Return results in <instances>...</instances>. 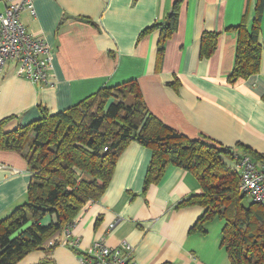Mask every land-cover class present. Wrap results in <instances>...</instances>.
<instances>
[{"label":"crops","instance_id":"crops-1","mask_svg":"<svg viewBox=\"0 0 264 264\" xmlns=\"http://www.w3.org/2000/svg\"><path fill=\"white\" fill-rule=\"evenodd\" d=\"M32 1L35 17L28 12L20 17L28 34L42 37L52 48L49 78L54 84L17 78L7 66L0 82V120L15 116L25 125L38 119L41 109L57 114L105 87L134 81L147 109L181 135L209 137L230 149L243 147L264 156V0ZM177 1V27L157 65L160 29L140 34L163 23ZM258 3L259 71L228 83L237 46V33L228 28L238 26L244 16L249 27ZM4 6L0 0V12ZM203 32L219 33L216 50L207 58L200 57ZM150 156L136 142L124 149L108 189L69 226L74 249H37L15 264H75L99 241L108 248L128 243L131 258L140 264H229L221 246L223 222L214 219L205 224L204 233H190L203 209L174 207L201 193L198 181L171 165L145 188ZM30 177L22 155L0 151V221L27 201ZM64 239L62 232L56 240Z\"/></svg>","mask_w":264,"mask_h":264},{"label":"trees","instance_id":"trees-1","mask_svg":"<svg viewBox=\"0 0 264 264\" xmlns=\"http://www.w3.org/2000/svg\"><path fill=\"white\" fill-rule=\"evenodd\" d=\"M178 3L163 23L141 31L140 37L160 29L157 65L162 63L166 40L176 30ZM256 7L249 27L244 16L238 26L228 28L237 33L228 83L259 71L261 3ZM218 37L219 33L203 32L201 58L215 52ZM39 116L25 125L15 116L0 120V151L22 155L31 175L27 201L0 221V264H15L37 249L59 246L57 237L108 189L118 158L133 142L151 152L145 188L171 165L190 172L200 184L201 193L174 205L175 209H203L190 233H204L205 224L222 221L221 246L229 264H264V206L251 200L245 203L239 175L225 163L233 161L238 150L257 160L264 156L243 147L230 149L209 137L190 140L181 135L147 109L134 81L105 87L57 114L41 109ZM13 121L18 124L9 127Z\"/></svg>","mask_w":264,"mask_h":264},{"label":"built area","instance_id":"built-area-1","mask_svg":"<svg viewBox=\"0 0 264 264\" xmlns=\"http://www.w3.org/2000/svg\"><path fill=\"white\" fill-rule=\"evenodd\" d=\"M3 1L5 6L0 12V82L8 66L13 67L17 78L39 86H53L49 78L53 50L42 37L28 34L20 17L22 12L35 17L33 1ZM233 158L228 167L238 173L241 191L255 204L264 206V162L255 161L249 154H235ZM63 236L65 239L58 241L59 245L74 249L76 241L71 239L70 227L64 229ZM53 243L51 241L49 245ZM132 251L126 242L108 248L99 241L79 256L75 264H140L131 258Z\"/></svg>","mask_w":264,"mask_h":264},{"label":"rangeland","instance_id":"rangeland-1","mask_svg":"<svg viewBox=\"0 0 264 264\" xmlns=\"http://www.w3.org/2000/svg\"><path fill=\"white\" fill-rule=\"evenodd\" d=\"M250 201V198L247 196V199H246V201H245V203L247 204L248 202ZM47 220H46V222L48 221V218H46Z\"/></svg>","mask_w":264,"mask_h":264}]
</instances>
